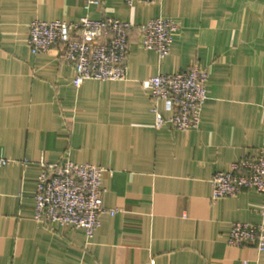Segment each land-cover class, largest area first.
Instances as JSON below:
<instances>
[{"label":"crops","instance_id":"obj_1","mask_svg":"<svg viewBox=\"0 0 264 264\" xmlns=\"http://www.w3.org/2000/svg\"><path fill=\"white\" fill-rule=\"evenodd\" d=\"M82 16L133 23L126 79L77 86L62 49L32 52L33 20ZM154 17L180 25L164 57L141 44ZM194 63L209 69L200 127L157 128L143 81ZM260 148L264 0H0V157L11 159L0 166V264H264L254 243H229L234 221L262 220V193L213 199L210 183ZM66 159L107 168L104 205L118 211L93 237L34 216L40 161Z\"/></svg>","mask_w":264,"mask_h":264},{"label":"built area","instance_id":"obj_2","mask_svg":"<svg viewBox=\"0 0 264 264\" xmlns=\"http://www.w3.org/2000/svg\"><path fill=\"white\" fill-rule=\"evenodd\" d=\"M98 2V0H92ZM132 4L135 0H125ZM152 2L153 0H143ZM133 23L120 18L93 19L82 16L78 20L36 19L30 23L28 43L33 53L62 49L74 65L75 85L85 80H124L128 74L129 30ZM179 23L173 18L154 17L140 25L141 44L168 55ZM105 33H108L104 38ZM208 67L194 63L191 68L176 73H159L143 81L154 101L152 112L155 125H168L177 130L200 127L202 109L207 99ZM166 100L174 109L166 117L157 102ZM11 162L0 157V166ZM25 160V164L28 163ZM34 216L39 221L58 222L72 226L93 237L101 225L104 213L118 209L104 205V173L107 168L73 159L57 162L40 161ZM212 198L236 196L245 189H254L264 197V149L250 158L234 162L230 169L219 170L210 178ZM260 222L234 221L229 243H254L264 258V200Z\"/></svg>","mask_w":264,"mask_h":264}]
</instances>
